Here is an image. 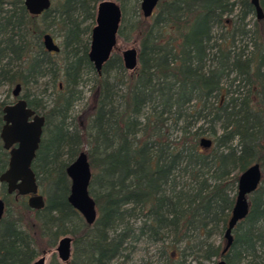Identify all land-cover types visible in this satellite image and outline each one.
Here are the masks:
<instances>
[{
  "label": "trees",
  "instance_id": "obj_1",
  "mask_svg": "<svg viewBox=\"0 0 264 264\" xmlns=\"http://www.w3.org/2000/svg\"><path fill=\"white\" fill-rule=\"evenodd\" d=\"M100 1L51 0L49 9L32 16L23 0H0V89L26 88L45 77L65 87L50 109L59 122L47 127L46 115L32 163L45 205L34 210L23 200H6L0 264H31L68 234L70 260L52 257L49 264H110L128 239L140 236L162 241L166 258L160 264L186 262L184 249L178 255L164 245L168 236L173 245L184 241L198 264L218 261L223 248L210 237L218 229L224 233L239 174L253 163L264 170V17L256 18L251 0H159L149 18L140 13L139 0H118V35L128 30L139 47L138 67L121 77L124 91L118 94L108 73L126 72L121 57H110L100 74L87 57ZM128 4L136 20L126 19ZM259 4L264 14V0ZM48 31L59 38L57 53L43 47ZM85 71L96 76L91 135L84 126L78 132L65 123ZM23 97L42 111L39 99ZM7 103L0 99V127ZM202 137L211 147L200 145ZM80 151L98 169L89 183L97 210L91 225L67 201L65 169ZM8 158L0 140V174ZM0 195L6 196L2 183ZM248 200L249 212L234 227L224 255L227 264L241 262V252L252 257L244 264H261L254 258L264 246V229H258L264 227V177ZM130 217L141 221L137 236ZM73 223L78 227H66Z\"/></svg>",
  "mask_w": 264,
  "mask_h": 264
},
{
  "label": "water",
  "instance_id": "obj_2",
  "mask_svg": "<svg viewBox=\"0 0 264 264\" xmlns=\"http://www.w3.org/2000/svg\"><path fill=\"white\" fill-rule=\"evenodd\" d=\"M159 0H140V10L144 18L153 15ZM257 19H263L264 14L259 0H251ZM23 4L32 16L39 15L51 5V0H23ZM122 11L120 5L114 0H102L96 6L95 25L91 29L88 59L97 74L101 73L103 65L111 57L116 44L118 29L121 22ZM43 46L46 51L58 52L59 46L50 33L43 35ZM122 63L126 70L133 71L138 67V50L127 48L121 53ZM20 85H15L12 94L17 96ZM4 125L0 131V138L5 149L9 150L8 168L0 175V181L7 184L8 192L17 190L19 195L31 196L28 205L32 209H42L45 199L39 193L35 172L32 163L42 139L44 117L35 113L28 107L24 99L17 100L12 105L2 109ZM31 118V120H29ZM211 140L202 137L200 145L208 149ZM69 178V194L67 201L77 211L86 224L91 225L97 218L95 201L89 193V183L92 176L87 153L80 151L75 159L65 169ZM262 170L259 163H253L243 170L237 180V192L231 209L227 226L223 233L225 239L221 251V258L216 264H227L224 255L233 243L232 231L236 224L243 220L249 212L248 197L259 186ZM4 211V203L0 199V219ZM55 252L61 263L70 260L72 252V237L62 236L56 246ZM31 264H47L46 255L42 254Z\"/></svg>",
  "mask_w": 264,
  "mask_h": 264
},
{
  "label": "rangeland",
  "instance_id": "obj_3",
  "mask_svg": "<svg viewBox=\"0 0 264 264\" xmlns=\"http://www.w3.org/2000/svg\"><path fill=\"white\" fill-rule=\"evenodd\" d=\"M119 4L118 0H114ZM140 2V0H139ZM133 3V0L131 1ZM141 13V10H140ZM135 12L133 10L132 4H128L127 6V12H126V19L132 18V20H136L137 17L134 15ZM142 14V13H141ZM255 20V17L250 15L246 19V22L248 26H252L253 22ZM89 21H86L84 25L89 24ZM48 33H50L48 31ZM124 36L117 35L116 44L112 51L111 58L115 55H121L122 51L127 48H136L139 50L138 43L136 39L134 38V35L130 33L128 30L123 31ZM53 37L55 39V42L59 44V38H56V36L53 34ZM247 42V39L243 40V43ZM130 73V71L126 70V72L123 71H115L111 70L108 75L110 78V81L113 82L112 91L117 92L120 94L124 91V84L121 83V77L123 75H126ZM96 84V76L91 71H85L82 75V79L79 83V85L76 87V90H78L79 97L76 99L72 107L69 111V117L65 120V123L68 127V129L76 130L78 132H81L80 127H86L88 133L91 135L93 134V130L91 129V122H90V113H91V91L92 87ZM13 87L8 88L7 86H3L0 89V99H6L7 101H13V95H12ZM59 90L65 91L64 84L61 85V87L56 88L51 84V81L48 80L47 77L41 78L37 81V83H32L26 88L21 89V95L28 94L30 95V98H37L40 100V103L42 105V111L41 114L48 116L47 121V127L51 128L53 125L59 122V119L56 115L50 114V109L53 107V101L55 100V97L57 94H59ZM116 104L118 105L120 102V99L118 97H115ZM89 117V118H88ZM177 134L176 131H174V135ZM91 139L89 138L88 141ZM92 148L91 144H88L86 146V149L89 150ZM92 174L97 173L98 169H91ZM264 177V170L262 171V178ZM95 192L100 191V188L96 185L94 186ZM40 193L46 198V195L40 190ZM128 223L133 226L134 236H137V227H139L141 221L138 219H135L134 217H130L128 220ZM78 227V223L68 224L66 227ZM264 229V227H258V229ZM71 236L70 234H68ZM197 235V234H196ZM201 239H204V236H200ZM210 240L215 243L216 245H220L221 248L224 247L225 239L223 238V230L221 229L216 230L213 232V234L210 237ZM173 238L171 236H168L164 240V245L168 247V249H174L173 253L178 254L179 251L186 252L185 264H198L196 255L192 254L191 250L186 248L185 242L180 241L177 244H172ZM58 242V241H57ZM56 242V244H57ZM56 246V245H55ZM55 246L49 250H46L43 254L46 255V263L49 264L52 257H54L56 260L59 261L57 254L55 252ZM162 241L152 240L150 238H147L145 236L140 237H133L128 239L126 243V249L124 250L123 254L114 259L110 264H160L162 261L165 260L166 255H161V249H162ZM241 252V251H240ZM241 256L243 257L241 262H237L236 264H244L245 261H249L252 257L251 254L247 252H241ZM179 255V254H178ZM256 257L254 258L255 261H258L259 263H263L264 261V246H258V249L255 253ZM203 264H216L217 260H201ZM60 262V261H59Z\"/></svg>",
  "mask_w": 264,
  "mask_h": 264
},
{
  "label": "flooded vegetation",
  "instance_id": "obj_4",
  "mask_svg": "<svg viewBox=\"0 0 264 264\" xmlns=\"http://www.w3.org/2000/svg\"><path fill=\"white\" fill-rule=\"evenodd\" d=\"M24 5V4H23ZM51 6V5H50ZM25 7V6H24ZM50 8V7H49ZM48 8V9H49ZM26 9V8H25ZM46 11V10H45ZM28 12V11H27ZM44 12V11H43ZM42 12V13H43ZM41 13V14H42ZM40 15V14H39ZM39 15H35V16H39ZM94 25H95V23H94ZM93 25V26H94ZM47 33V32H46ZM45 34V33H44ZM43 34V35H44ZM90 35H91V33H90ZM54 38V37H53ZM42 41H43V36H42ZM54 41H55V39H54ZM56 43V42H55ZM42 44H43V42H42ZM58 46H59V44L58 43H56ZM89 46H90V42H89ZM44 47V46H43ZM59 50H60V48H59ZM46 51V50H45ZM47 52H49V51H47ZM59 52V51H58ZM88 52H89V49H88ZM88 52H87V57H88ZM49 53H57V52H49ZM120 57H121V55H120ZM121 60H122V58H121ZM123 64V63H122ZM124 67V66H123ZM59 87H61V84H59ZM21 86H20V92H19V94L17 95V96H13V101H8V103L6 104V105H12V104H14L17 100H19V99H24L25 101H26V99L20 94L21 93ZM13 95V94H12ZM26 103H27V101H26ZM5 105V106H6ZM27 105H28V103H27ZM28 107H30L31 109H33L31 106H29L28 105ZM34 110V109H33ZM35 111V113L36 114H38V115H41V116H43L44 117V126H43V129H44V127H45V125H46V115H44V114H41L40 112H36V110H34ZM2 115H3V113H2ZM1 119H2V117H1ZM29 120H31V118L29 119ZM4 125V121H3V119H2V124H1V127H0V131H1V128H2V126ZM43 135V134H42ZM0 140H1V138H0ZM1 143H2V147H3V149L4 150H6L7 152H8V154H9V150L8 149H5L4 148V146H3V142H2V140H1ZM8 160H9V158H8ZM8 168V162H7V166H6V168L1 172V174L2 173H4L5 171H6V169ZM0 174V175H1ZM35 176H36V174H35ZM36 181H37V179H36ZM0 183H2V184H4V187H5V195L8 197V198H6V196H4V195H0V199L3 201V203H4V211H3V215H2V218L4 217V214H5V212H6V209H7V204H6V200L7 199H10L11 201H15V202H19V201H21V200H23V201H25L26 203H27V205H28V199H29V197L31 196L30 194H28V195H19L18 194V192H17V190H14V191H12V192H8V190H7V184L5 183V182H1L0 181ZM38 190H39V193H40V189H39V187H38ZM42 194V193H41ZM44 197V196H43ZM45 199V198H44ZM29 206V205H28ZM29 208L30 209H32L30 206H29ZM34 210H36V209H34ZM2 218L0 219V222H1V220H2ZM59 240V239H58Z\"/></svg>",
  "mask_w": 264,
  "mask_h": 264
}]
</instances>
